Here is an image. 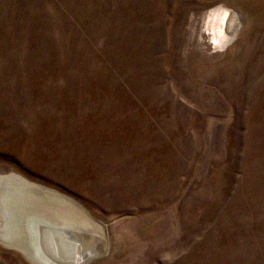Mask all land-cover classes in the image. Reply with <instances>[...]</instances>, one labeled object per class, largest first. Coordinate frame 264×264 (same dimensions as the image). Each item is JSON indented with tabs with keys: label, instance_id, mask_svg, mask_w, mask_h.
<instances>
[{
	"label": "rangeland",
	"instance_id": "374dc122",
	"mask_svg": "<svg viewBox=\"0 0 264 264\" xmlns=\"http://www.w3.org/2000/svg\"><path fill=\"white\" fill-rule=\"evenodd\" d=\"M34 248L264 264V0H0V264Z\"/></svg>",
	"mask_w": 264,
	"mask_h": 264
},
{
	"label": "bare ground",
	"instance_id": "6f19581e",
	"mask_svg": "<svg viewBox=\"0 0 264 264\" xmlns=\"http://www.w3.org/2000/svg\"><path fill=\"white\" fill-rule=\"evenodd\" d=\"M207 25H208V30L210 32L209 34L213 36L215 45L219 47L225 46L228 43V41H230L236 29L235 17L233 16V14L230 11L229 12L222 11V9H220L219 7L210 10V12L208 13ZM217 26H219V28H217ZM13 245L21 247V245L17 243H14ZM33 255H34L33 257L37 262L41 261L45 264H72L74 261L79 259L78 255L73 254L75 255L74 257L71 256L69 258L58 260V262H56V261H52V259L46 258L45 256L41 255L38 249H35Z\"/></svg>",
	"mask_w": 264,
	"mask_h": 264
}]
</instances>
